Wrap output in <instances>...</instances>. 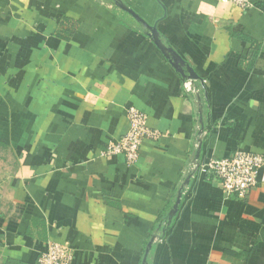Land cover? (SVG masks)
<instances>
[{"label": "crops", "instance_id": "obj_1", "mask_svg": "<svg viewBox=\"0 0 264 264\" xmlns=\"http://www.w3.org/2000/svg\"><path fill=\"white\" fill-rule=\"evenodd\" d=\"M118 1L177 59L114 0H0V264H264V166L245 198L195 170L264 158V0ZM131 106L160 136L127 164Z\"/></svg>", "mask_w": 264, "mask_h": 264}, {"label": "built area", "instance_id": "obj_2", "mask_svg": "<svg viewBox=\"0 0 264 264\" xmlns=\"http://www.w3.org/2000/svg\"><path fill=\"white\" fill-rule=\"evenodd\" d=\"M240 8L254 6V0H223ZM186 90H191V80L183 81ZM128 128L116 141L109 144L107 154H121L127 164H134L139 157V148L146 139L156 140L160 133L146 125V116L137 108L127 109ZM264 166V158L253 152L234 151L224 158H213L197 164L195 170L218 182L223 193L245 198L256 185L257 171ZM71 252L56 242H49L40 253L37 264H70Z\"/></svg>", "mask_w": 264, "mask_h": 264}, {"label": "water", "instance_id": "obj_3", "mask_svg": "<svg viewBox=\"0 0 264 264\" xmlns=\"http://www.w3.org/2000/svg\"><path fill=\"white\" fill-rule=\"evenodd\" d=\"M115 3L121 7L122 9L128 11L130 14H132L136 19L137 21L144 27L146 28L148 31H149V35L151 36V38L153 39V41L157 44V46L163 51H167L168 54H170V56L175 60L177 59L176 57V54L172 53V51H170L169 49L166 50V48H164L162 46V44L160 43L159 41V38L157 36V32H156V29L154 26H149L146 22H144V20H142L141 18H139L138 16H136V14L130 10L129 8H127L126 6H124L121 2H119L118 0H114ZM179 59V58H178ZM187 67V71L189 72V77L190 79H195L197 78V76L195 75V73L193 72V70L189 67V66H186Z\"/></svg>", "mask_w": 264, "mask_h": 264}]
</instances>
